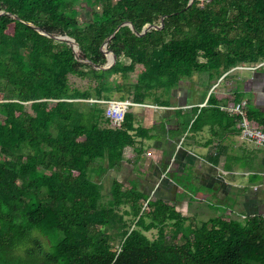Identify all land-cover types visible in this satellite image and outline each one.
Here are the masks:
<instances>
[{"label":"trees","instance_id":"1","mask_svg":"<svg viewBox=\"0 0 264 264\" xmlns=\"http://www.w3.org/2000/svg\"><path fill=\"white\" fill-rule=\"evenodd\" d=\"M77 1L91 8V22L79 23ZM190 1L0 0V264H264L262 215L245 222L221 216L195 227L175 204L151 199L137 180L125 186L114 178L107 201L94 180L119 170L136 138L154 139L133 112L123 122L111 119L101 103L111 101L106 91L122 93L121 101L130 95L135 104L170 107L173 89L195 73L221 78L264 62V0H194L188 7ZM163 16V29L143 37L129 26L116 33L108 45L117 56L111 69L84 62L107 63L103 44L123 22L142 32ZM23 21L75 39L82 61L67 42ZM110 75L122 82H105ZM70 76L92 77L94 93L73 88ZM244 95L240 84L212 93L202 108L177 109L173 128H155L181 138L206 127H237L242 116L222 106ZM244 115L264 128V110L249 99Z\"/></svg>","mask_w":264,"mask_h":264},{"label":"crops","instance_id":"2","mask_svg":"<svg viewBox=\"0 0 264 264\" xmlns=\"http://www.w3.org/2000/svg\"><path fill=\"white\" fill-rule=\"evenodd\" d=\"M242 91L245 94L243 100H247L246 93L251 92H247L246 88ZM262 95L263 92L253 104L264 110ZM182 99L187 103V106H181L183 109L195 106L202 108L208 101L206 97V104L201 105L198 103L200 99L192 100L187 95ZM174 102L177 101L172 100L170 107L134 103L135 110L131 112L137 116L138 125L151 129L154 139L136 138L134 147L125 148L124 161L122 167L116 170L119 174L116 179L123 182L124 172L132 163L136 178L128 181L137 180L140 183L144 180L149 192H157L163 200L180 206L182 215L188 219V200L192 196L189 185H194L198 191L202 190L204 198L213 196L216 205L223 210L222 215L230 216L233 210L240 218L264 216V147L244 138L239 126L229 129L216 126L213 130L206 127L202 132H187L181 138L171 137L160 126L155 128V125L164 123L167 130L169 127L173 128L176 123V110L181 108L173 106ZM169 108L174 112H157ZM137 150H143L140 157ZM130 158L134 161L131 162ZM135 162L139 165L136 166ZM142 162L146 165L143 168L140 166Z\"/></svg>","mask_w":264,"mask_h":264},{"label":"rangeland","instance_id":"3","mask_svg":"<svg viewBox=\"0 0 264 264\" xmlns=\"http://www.w3.org/2000/svg\"><path fill=\"white\" fill-rule=\"evenodd\" d=\"M74 7L79 10L78 20H79V23L81 25L92 21V15H91V8L90 7L83 4L82 1L75 2ZM122 61L125 64L130 63V60L127 58H123ZM226 76H225L226 78L225 77L224 78H222V77L221 78H218V77L210 78L209 73H207V72L195 73L191 78H187V79L181 81L179 86L176 87L175 89H173V91L170 94L171 101L172 100L174 101V99L177 101V102H174L176 104L173 103V106H175V105L180 106V107L181 106H184V107L187 106L186 100H185V102L182 101L183 96H186V95L188 97H190V99H192V100H199L200 99V101L198 103H200L201 105H204V104H206L204 97H205L206 93L208 94L209 91H211V89L213 87H214L213 94H215V93L224 94V93L233 92V90L236 88L237 84H240V86H242L241 87L242 90H245V88H246L247 92H249V91L251 92V94L246 93L247 94L246 98H248L249 101L252 103H254V101H255V99H257V97L261 96V92H263L262 96H264V62L259 63L257 65L239 66V67L231 70ZM136 79H137V77L134 74H131L128 81L133 83L136 81ZM92 80H93L92 77L80 78L77 76H70V83H71V86L73 88L80 89V90H88L89 89V90H91V92L94 93V89L91 88L92 87ZM105 82L114 86V84H119L122 81H121V78L119 75H110V76L106 77ZM104 95L109 96V99L111 101H118V100H121L122 93L117 92L115 89H112V90L106 91L104 93ZM92 100H94V99H92ZM128 100L132 101V97L130 95L126 96L125 101H128ZM147 103L153 104L152 101H147ZM263 103H262V106L264 107ZM105 107L107 108V105H105ZM26 108H27L28 112H31L30 104H27ZM130 108H131L130 112L132 110H135L134 107H130ZM184 110H189V109H184ZM157 112H164V113L168 114V113L174 112V111H173V109L169 108V109L157 110ZM166 116H168V115H166ZM129 160L131 162L134 161L133 158H130ZM135 164H136V166L139 165L137 162H135ZM140 166H142V168L144 166H146L145 162H142ZM134 170H135L134 165L132 163H130V165L127 167L126 171L124 172L125 177H124L123 183L125 186L129 185V183H130L128 181L129 179L136 178V175L133 173ZM114 178L115 179L119 178L118 171H116V170H110L107 173H103L101 175H97V174L94 175V180L98 181L99 183L101 182L104 186L103 194L105 195L104 196L105 201H107L109 199L107 194L109 193L111 183H112V180ZM140 184H141V188L143 190H145L146 193H149L151 199L160 198L161 194H159L157 192H149V188L146 187L147 182L145 183L143 180L142 182H140ZM189 187H191L190 190L192 191V193H190V195H192V196H190L189 197L190 199L188 200L190 219L187 222V224L192 223L195 227H197V226H201L204 222H206L210 219L221 217L223 210H222V208H220L216 205V202H215L213 196L208 197V198H204V197H202V190L198 191L194 185H191V186L189 185ZM166 202H168V201H166ZM175 206H176V209H178L181 212L182 208L180 206H177V204H175ZM227 209H225V211H227ZM232 211L233 210H231L230 216L225 215V214H223L222 216H224L225 218L229 217L232 219H238L241 222H245V218H240V216L236 215V213L234 211L233 212ZM128 220H129L128 223L130 224L131 223L130 218H128ZM166 232L169 235H171L173 233V228L171 225L166 227ZM147 235L149 236V238L151 240H154L158 237L157 230L151 231V232L147 233ZM113 244H114V248L116 250H118L121 246V238L119 236H116Z\"/></svg>","mask_w":264,"mask_h":264},{"label":"built area","instance_id":"4","mask_svg":"<svg viewBox=\"0 0 264 264\" xmlns=\"http://www.w3.org/2000/svg\"><path fill=\"white\" fill-rule=\"evenodd\" d=\"M95 100H91L94 102ZM104 105H107L106 111L107 115L115 120L123 122L125 120L126 113L129 111L130 107L135 104L132 101H102ZM247 104V100H243L240 103H229L222 106V110L227 112L231 117L236 115H241L242 119L238 126L241 130V134L244 138L254 142L256 145L264 147V128L263 127H253L250 125L248 120L244 115V110Z\"/></svg>","mask_w":264,"mask_h":264},{"label":"water","instance_id":"5","mask_svg":"<svg viewBox=\"0 0 264 264\" xmlns=\"http://www.w3.org/2000/svg\"><path fill=\"white\" fill-rule=\"evenodd\" d=\"M194 0H191L188 7H190L192 5ZM5 14V12H0V15H3ZM11 15V14H10ZM13 18L15 19H19V17H17L16 15H11ZM166 16H163L161 18V23L160 25H154V24H148L146 25L142 32H139L135 29V27L133 26V24L131 22H123L122 24H120L114 31V33L105 41V43L103 44V47H102V51L103 53L106 55L107 57V63L104 65V66H99V65H96L94 64L92 61L86 59L84 60V62L86 63H89L91 64L96 70H109L111 69L117 62V56L109 51L108 49V45L109 43L112 41V39L115 37L116 33L124 26H129L131 28V30L134 32V34H136L137 36L139 37H143L145 36L149 31L151 30H161L163 29L164 27V20H165ZM26 25L34 28L36 31H38L40 34L44 35V36H47L51 39H54V40H57V41H61V42H67L73 49V52L75 53V57L77 60L79 61H82V59L80 58L79 56V51H80V48H79V45L78 43L76 42L75 39L71 38L70 36H67V35H53V34H50L48 33L46 30L42 29V28H39L37 26H34L32 23L30 22H26V21H23ZM228 74V73H227ZM227 74H225L222 78H224ZM213 90H214V87L211 89V91L209 92L208 96H207V100L209 99L210 95L213 93Z\"/></svg>","mask_w":264,"mask_h":264}]
</instances>
